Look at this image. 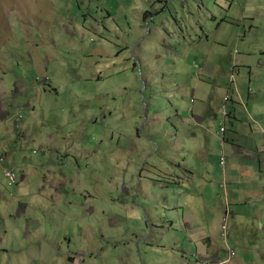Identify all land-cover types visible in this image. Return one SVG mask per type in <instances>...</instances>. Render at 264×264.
<instances>
[{
    "label": "rangeland",
    "instance_id": "1",
    "mask_svg": "<svg viewBox=\"0 0 264 264\" xmlns=\"http://www.w3.org/2000/svg\"><path fill=\"white\" fill-rule=\"evenodd\" d=\"M165 1L167 12L160 0H0V107L8 116L21 110L28 136L0 140V155L27 175L14 185L22 190L0 195V264H264V221L202 214L187 192L197 182L179 183L173 171L185 166L168 163L171 125L190 100L179 101L175 86L191 92L208 55L223 61L222 73L237 59L264 64V0ZM146 11L159 27L152 34ZM202 31L208 40L196 36ZM241 71L245 84L264 73ZM148 194L164 204L155 220ZM188 202L191 221L215 234L210 256L190 240L171 246L168 228L184 223L178 204Z\"/></svg>",
    "mask_w": 264,
    "mask_h": 264
},
{
    "label": "crops",
    "instance_id": "2",
    "mask_svg": "<svg viewBox=\"0 0 264 264\" xmlns=\"http://www.w3.org/2000/svg\"><path fill=\"white\" fill-rule=\"evenodd\" d=\"M160 3V12H167V10L170 9L168 2L165 1L166 5H163L162 0H160ZM167 7H169V9H167ZM171 17H173V14H171ZM144 21H148V19L144 17L143 22ZM150 22H152V20L148 21L145 26L147 34H152L159 28ZM202 32L203 35L196 33V36L200 41L203 39L208 40L206 32ZM143 43L144 42H140L137 47L141 48ZM131 44H133V42ZM203 60L204 64L199 67L203 69L199 74L202 77L199 79L198 83L194 85L191 92H188L180 85L175 86L176 88L173 94L177 95L179 101L186 102L188 99L190 100L187 104L182 105L181 108L177 110V115L171 125L172 130L169 134V138L171 136V155L168 157L170 159L168 163L171 164V166H185L182 171L175 169L173 171L174 177L179 183L183 181L190 183L197 182L193 188H187V192L190 194L189 197L200 198L199 204L202 206V214H210L211 211L222 214L223 211H225L224 219L227 215L230 216L229 222L231 219L237 221L248 214H254L258 215V218L263 222L264 73L259 74L255 81L250 79L248 84L243 83L239 75L242 73V67L250 68V71H252V69H259V71L262 70L264 72V64H260V62H252L249 59H237L231 64L228 63L225 66V71L222 73L221 66L223 61L220 62L221 59L208 55L203 58ZM230 74L233 78L230 84L231 99L226 103L229 108V113L224 124L225 129L221 131V127L223 126L222 107L225 103L224 96L228 93L225 91L224 86ZM236 74L238 76L237 81L235 78ZM221 78H223V81ZM232 78L229 77V79ZM0 81H2V78H0ZM3 89L4 88L2 87V91ZM198 89H200L201 92L204 90L200 96L198 95ZM19 96L20 88H16L15 93H13V95L11 94V99H17ZM28 106H30V104H28ZM190 106L191 108H189ZM3 108L5 107L2 105L0 107V140L3 142L5 140L14 141L22 139L26 142L28 136L26 130H24L23 117L19 119L16 114L8 116L10 111H7V114H4L2 112ZM159 115L160 114L158 113L154 120H156ZM162 120L163 119L160 117V125H162ZM17 121H21V123ZM17 124L21 125L17 127ZM15 126L17 127V132ZM212 127L218 128L216 134L211 131ZM205 129H208V136L204 139ZM158 134L163 135L164 138L167 135V133H163V129L158 130ZM207 142L214 143L209 151L206 149ZM221 147H224L225 151L228 153V191H225L222 188L224 176L219 155ZM180 152H182L181 156L176 158L177 154ZM187 153L191 154L188 158L186 157ZM3 156L6 159V156ZM212 157L216 160V166L213 163ZM197 159H199V165L205 167V170L202 173H199L196 170L195 164ZM166 166L169 167L168 164ZM186 166L188 167L187 170H185ZM9 167V162H0V176L4 178L2 170ZM26 177L27 175L21 171L18 183H20L21 180L26 179ZM4 180L5 179H3V181L0 180V187L2 188L0 195L2 197H4V190L8 192H11V190L14 189L22 190L25 186H18L17 188H15L14 185L8 186L7 183H4ZM179 186L185 188L182 184H179ZM170 188L176 194L179 193L174 186H170ZM224 192L226 198L224 197ZM216 193L218 196L215 195ZM145 196L146 199L152 198L149 194ZM162 197L167 200L170 199V195H163ZM219 197L223 198L226 203H219L217 199ZM160 198L161 197H157L156 195L153 196V199L155 200ZM155 200L152 201L151 199L154 206L153 211H156L154 220L158 215L157 213L160 209L159 205L160 207H164L162 202L155 204ZM253 201L258 203L254 209L246 210L242 208L243 205L250 204ZM178 205L184 213V223H173L168 228V233L171 234L172 239L176 238V241L171 244L172 248L173 246H178L179 243L190 240L192 244L197 245L198 254L201 256H210L207 247L208 243H210L211 239L215 236L211 226L203 223L202 227H197L191 221V215H193L196 210L191 202L186 203V205H189L187 207L182 206L181 204ZM27 206L28 205L26 204L24 207H21V209H24ZM234 206H240L241 208L235 209ZM165 209L166 211L167 209L175 210V207L169 205L167 202ZM19 215L21 217L20 210ZM168 223L169 221H167V224ZM158 239V236L153 235V241H157ZM154 245L160 244L155 242Z\"/></svg>",
    "mask_w": 264,
    "mask_h": 264
},
{
    "label": "built area",
    "instance_id": "3",
    "mask_svg": "<svg viewBox=\"0 0 264 264\" xmlns=\"http://www.w3.org/2000/svg\"><path fill=\"white\" fill-rule=\"evenodd\" d=\"M228 99H229V95L225 96V102H227ZM222 111H223V116H224L222 119V122H224L225 116L228 114V109L226 108L225 105H224ZM18 118L21 119V115H19ZM17 122H19V121H17ZM19 125L20 124H17L16 126L19 127ZM224 129H225V127L222 126L221 131H223ZM220 154H221L220 162L224 168V174H226V172H227V169H226L227 168V159H228L227 153H226V151L221 149ZM3 161H5V157L3 155H1L0 156V162H3ZM2 174L4 176L5 181L7 182L8 186H13L19 182L20 174L13 167L4 168L2 170ZM225 177H226V175H225ZM224 229L227 230V227L225 226ZM226 235L227 234H225V236ZM231 254H232V256H235V252H232Z\"/></svg>",
    "mask_w": 264,
    "mask_h": 264
},
{
    "label": "clouds",
    "instance_id": "4",
    "mask_svg": "<svg viewBox=\"0 0 264 264\" xmlns=\"http://www.w3.org/2000/svg\"><path fill=\"white\" fill-rule=\"evenodd\" d=\"M227 95H229V99L227 100V102H229L230 101V99H231V94L228 92L225 96H227ZM225 96H224V101H225ZM227 102H225L224 103V105L226 106V108L228 109V113H229V108L227 107V105H226V103ZM224 105H223V107H224ZM223 107H222V110H223ZM18 117H19V115H21V118L23 117V115H22V113H21V110H19V111H17V114H16ZM228 115V114H227ZM227 115L225 116V119H224V122H222V124H223V126H224V124H225V121H226V119H227ZM224 117V116H223ZM223 119V118H222ZM20 122V121H19ZM21 125V124H20ZM225 127V126H224ZM222 128V127H221ZM223 144V143H222ZM221 149H223L224 151H225V149H224V147H221L220 148V151H221ZM220 151H219V155H220V158H221V154H220ZM226 153H227V151H226ZM227 157H228V153H227ZM223 167V166H222ZM227 170H228V159H227V168H226ZM225 175H226V177H225ZM223 183H222V188H223V190H225V191H228V189H229V179H228V174H224V168H223ZM152 201H154V200H152Z\"/></svg>",
    "mask_w": 264,
    "mask_h": 264
},
{
    "label": "trees",
    "instance_id": "5",
    "mask_svg": "<svg viewBox=\"0 0 264 264\" xmlns=\"http://www.w3.org/2000/svg\"><path fill=\"white\" fill-rule=\"evenodd\" d=\"M154 15H155V14L152 13L151 11H147V12L145 13L144 17H145L146 19H149V18L153 17Z\"/></svg>",
    "mask_w": 264,
    "mask_h": 264
}]
</instances>
